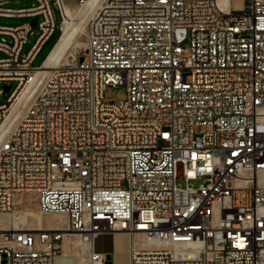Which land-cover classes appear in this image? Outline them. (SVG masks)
Here are the masks:
<instances>
[{
    "label": "built area",
    "instance_id": "obj_1",
    "mask_svg": "<svg viewBox=\"0 0 264 264\" xmlns=\"http://www.w3.org/2000/svg\"><path fill=\"white\" fill-rule=\"evenodd\" d=\"M10 1L21 0H0V17L30 21L0 24V82L16 83L0 123L35 82V57L61 32L69 0ZM97 4L87 49L44 75L0 143V215L33 195L84 240L121 231L162 243L134 247L128 264H264V0ZM108 85L127 98L106 101ZM105 105L112 114L101 117ZM67 238L3 232L0 264H55ZM88 264L108 261L93 249Z\"/></svg>",
    "mask_w": 264,
    "mask_h": 264
},
{
    "label": "bare ground",
    "instance_id": "obj_2",
    "mask_svg": "<svg viewBox=\"0 0 264 264\" xmlns=\"http://www.w3.org/2000/svg\"><path fill=\"white\" fill-rule=\"evenodd\" d=\"M99 0H85L82 4H77V7H83L84 11L81 15L80 22L75 23L74 19L77 18L79 15H77V10H73L70 5L64 4L63 7V13H64V21L62 23V30L60 32V37L45 59V61L42 64V69H40L38 72H36L35 77L33 81L29 86H21V94L18 97V100L15 101V103L12 105L10 109L9 115L6 117V119L0 123V143L4 141L7 136L13 131V129L18 125L19 121L24 116L25 108H26V102L29 101L30 98H32L33 94L37 91V84L40 83V81L44 78V75L46 76L51 69H57L62 64L65 63L66 59L75 54L70 53L69 49L72 47L74 48L76 45H78L80 38L82 35H85L86 40V46L85 50L88 47V41H87V25L91 18L93 17L95 10L98 6L97 2ZM81 25V29L78 31V28ZM109 114H112V105H105V107H101V117H108ZM22 201L20 198L17 199L15 206L19 207ZM15 209V207H14ZM18 213V211H16ZM14 213H10L7 216H1L0 217V243H1V235L3 232L6 231H18L22 229H34V230H61L65 235H67V240L65 242H69L71 245H69V250H75V253L77 255V250H79L80 255L81 253L86 254L87 256V263L89 259V254L92 252L93 249H96L99 245L103 248L106 246L110 247L112 250L115 249L114 240L113 238L115 236H125V250L116 252L113 251V260L114 262L119 261V258L122 259L123 256H127L125 264L129 263L130 253L132 249L137 245L141 244L143 246H152L153 244L161 245L162 243L153 239H146L142 234H136V235H128L121 231H116L113 233L108 234H93L92 238L89 239V241L84 240L83 238H80V236L77 233H69V221L68 216L65 213H41V215H48V214H56L53 216H47L46 218H43L42 216L38 214H31L32 220L35 223V226L32 228H24L19 225V223H24L25 216H14ZM58 214V215H57ZM26 223V222H25ZM28 223V222H27ZM25 225V224H24ZM108 236H114L113 238ZM110 238V239H109ZM119 245V244H118ZM67 246V245H66ZM107 248V247H106ZM65 253L61 254L57 259L55 264H69V260L65 258L67 256L68 248L65 249ZM68 257V256H67ZM112 260V261H113Z\"/></svg>",
    "mask_w": 264,
    "mask_h": 264
},
{
    "label": "rangeland",
    "instance_id": "obj_3",
    "mask_svg": "<svg viewBox=\"0 0 264 264\" xmlns=\"http://www.w3.org/2000/svg\"><path fill=\"white\" fill-rule=\"evenodd\" d=\"M34 4H35L34 0L10 1L6 5V7L12 8V9H21V8L27 9V8L32 7ZM68 5H70L73 10H77V15H79V16L74 19V22L79 23L81 15L84 11V8L83 7H77L76 6L77 5L76 0H69ZM54 14H55L56 21L60 22L61 17H60L59 12L54 9ZM29 21H30V18H26V17H0V24L6 25V26H17V25H21V24L29 22ZM80 29H81V25L78 28V31ZM33 30H34L33 34L28 36L27 43L23 47V54L28 53V51L32 48V46L34 45V43L36 42V40L39 36V30L37 28H35ZM58 33H59V30L56 29L55 33L42 46L39 53L35 57V60H34L35 66H40L43 64L42 63L43 59L45 58L46 54L49 52L50 48L52 47L53 43L55 42V40L58 36ZM85 46H86L85 35H82V37L79 40L78 45H76L74 48L71 47L68 52H69V54L75 53L77 55H80V54L82 55L84 50H85ZM3 56H4V54L0 52V57H3ZM15 84L16 83H14V82H11V83L0 82V90H2V94H1V98H0V105L6 102V99L8 98V96L10 94V91L9 92L5 91L4 86L10 85V86L14 87ZM104 98L106 101L125 100L127 98V89L123 85H119V86L108 85L105 89V92H104ZM178 175L180 177V179L178 180V183L182 186H185L186 181L182 178L183 168L181 165L178 167ZM201 183H202L201 180L191 181V184H193L196 187L199 186ZM19 198L22 201V203L20 204L19 207L15 206L14 216H18V217L25 216V220H26L25 222L26 223L25 222L23 224L19 223V225L21 227L32 228L35 226V223L33 222L32 217H31L32 213L38 214V215L42 216L43 218H46L47 216L56 215V214L41 215L40 211L38 209L37 201L33 195H22ZM16 211H18V213ZM1 216H7L8 217V215H0V217ZM20 219H22V217ZM108 237L113 238L114 236H108ZM113 240H114L115 249L112 250L108 246H106L107 248L106 247L103 248L102 245L101 246L99 245L95 250L104 254V257L108 261V264H125L127 256H123L122 259L119 258V261H117V262H114V260H113V253H114L113 251L119 252V251L125 250V241H126L125 236H115L113 238ZM69 245H71L69 242H65V244L61 250V254H63V253H65L64 252L65 249L68 248V252H67L68 257L65 256V258H67L70 261L69 264H86L88 253H86V254L81 253V255H80L79 250H77V255H76V254H74L75 250H72V251L69 250V248H70ZM135 247H145V246H143L139 243Z\"/></svg>",
    "mask_w": 264,
    "mask_h": 264
},
{
    "label": "water",
    "instance_id": "obj_4",
    "mask_svg": "<svg viewBox=\"0 0 264 264\" xmlns=\"http://www.w3.org/2000/svg\"><path fill=\"white\" fill-rule=\"evenodd\" d=\"M37 21H38V17H34L31 20V22H30L31 26L32 27H36L37 26ZM4 89H5L6 92H9L11 90V86L10 85H5Z\"/></svg>",
    "mask_w": 264,
    "mask_h": 264
},
{
    "label": "trees",
    "instance_id": "obj_5",
    "mask_svg": "<svg viewBox=\"0 0 264 264\" xmlns=\"http://www.w3.org/2000/svg\"><path fill=\"white\" fill-rule=\"evenodd\" d=\"M54 33H55V32H54ZM54 33H53V34H54ZM59 37H60V31H59V33H58V36H57L55 42L53 43L52 47L50 48L49 52L46 54L45 58L43 59V62L45 61V59L47 58V56L49 55V53L51 52V50L53 49V47L55 46V44L57 43ZM43 62H42V63H43Z\"/></svg>",
    "mask_w": 264,
    "mask_h": 264
}]
</instances>
